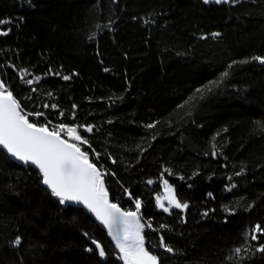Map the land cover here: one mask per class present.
<instances>
[{"label": "trees", "instance_id": "16d2710c", "mask_svg": "<svg viewBox=\"0 0 264 264\" xmlns=\"http://www.w3.org/2000/svg\"><path fill=\"white\" fill-rule=\"evenodd\" d=\"M0 21V81L26 112L44 113L39 124L94 126L78 127L83 150L107 170L114 202L135 211L125 189L142 201L145 247L160 264H264V236L244 238L264 228V64L252 59L264 56V0H0ZM164 178L186 210L158 209ZM0 264L123 263L84 209L64 208L0 148Z\"/></svg>", "mask_w": 264, "mask_h": 264}, {"label": "snow or ice", "instance_id": "6c2138e0", "mask_svg": "<svg viewBox=\"0 0 264 264\" xmlns=\"http://www.w3.org/2000/svg\"><path fill=\"white\" fill-rule=\"evenodd\" d=\"M203 2L205 4L212 2L221 4L236 3L238 0H203ZM3 23H6V21H0V24ZM0 35H7V32H0ZM213 35L218 36L219 34L214 33ZM252 59L264 64V56H255ZM227 75L228 72L225 71L221 74L219 81H211L204 88L197 89V92L203 94L205 89L211 91L212 87L218 86ZM70 78L69 76L63 77L64 80ZM39 79L40 77L35 78L36 81ZM25 82L29 85L34 83L31 79ZM32 90L35 91V89ZM44 107L47 108L49 105L45 104ZM51 107L55 109L57 105L52 104ZM75 107L73 105V108ZM43 115L42 112H26L20 101L14 97L12 91L7 90L4 82L0 81V148L24 165H34L39 169L41 183L46 186L47 190H50L53 197L58 198L61 205L74 202L83 205L92 213L96 220L107 229L108 235L115 242L116 248L119 249L118 258L123 260V264H160V258L152 255L145 247L143 230L145 227L152 228V224L150 221L141 222L142 217L139 212L142 201L139 198H134L132 193L125 189L129 198L133 199L135 211L123 210L118 203L111 202L104 183L106 172L98 169L97 165L89 159L88 153L81 150V144H88L89 147L91 145L85 137L79 134L78 127H82L90 133L93 131L94 126H69L60 123L50 129L51 121L39 124L29 120V116L39 118ZM60 115L63 116L64 113L61 112ZM146 127L154 128L155 124H149ZM61 133H65L68 139L62 138ZM95 155L99 159L100 154L96 153ZM113 163H115L114 160ZM165 172H168L169 175L172 174L169 169H165ZM237 175H240V173H237ZM161 178H163V174ZM147 183L153 184L154 181L148 180ZM163 183L169 193L163 199L168 200L169 206L166 207L162 203L160 196L156 197L157 206L169 214H171L172 208L186 210L189 205L182 203L176 197L173 186L169 185L167 180H163ZM234 187L236 185L232 184L227 190L230 191ZM208 195L211 196L212 194L208 193ZM251 207L249 205V210ZM225 211L230 215L235 212L234 209L228 207H225ZM203 215L207 216L208 212L203 213ZM159 227L165 229L168 225L161 224ZM153 230L158 231V229ZM84 235L87 236L88 233H84ZM261 236H264V228L259 223L250 231L244 233L246 241L249 237L251 240H259ZM21 242V238L18 236L13 244L19 246ZM91 242L95 245L99 257H106L107 253L104 247L95 239H92ZM160 247L166 252H174V249L165 243L163 236L160 237ZM86 250L93 251L92 248ZM242 250H244L242 247H236L233 252L238 257ZM255 251L264 253V243L259 244ZM229 259H232V257H229Z\"/></svg>", "mask_w": 264, "mask_h": 264}, {"label": "water", "instance_id": "95a60500", "mask_svg": "<svg viewBox=\"0 0 264 264\" xmlns=\"http://www.w3.org/2000/svg\"><path fill=\"white\" fill-rule=\"evenodd\" d=\"M7 90H9V89H7ZM62 136V135H61ZM62 138H65V137H63L62 136ZM66 139V138H65ZM71 142V141H70ZM2 149V148H1ZM81 150L82 151H84L82 148H81ZM5 151V150H4ZM6 152V151H5ZM12 160H14L15 162H17V163H19V164H21V165H23V166H31V167H33L34 169H36L38 172H39V169H37L34 165H24L22 162H20V161H17V160H15L14 158H12L10 155H8ZM97 168H98V166H97ZM99 169V168H98ZM104 183H105V187H106V182H105V177H104ZM45 186V185H44ZM46 187V186H45ZM106 189H107V187H106ZM50 191V190H49ZM56 200H58V198H56V197H54ZM108 198H109V200L111 201V202H113V203H116V202H114L113 200H112V198H111V196H110V194H109V192H108ZM64 208H67L68 206H74V207H79V208H82V209H84L97 223H98V225L106 232V234H107V236H108V238H109V240L112 242V244H113V246H114V248H115V250H116V252H117V257L119 256V249H117L116 248V246H115V242L112 240V238L108 235V231H107V229L103 226V225H101L100 224V222L98 221V220H96V218H95V216L92 214V213H90L86 208H84V206L83 205H81V204H76V203H74V202H68V203H66V204H64V205H62ZM120 206V205H119ZM121 207V206H120ZM122 208V207H121ZM123 209V208H122ZM124 210V209H123ZM93 246L95 247V245L93 244ZM101 258V257H100ZM101 260L103 261V262H105L106 260H107V255H106V257H104V258H101ZM121 260V259H120ZM122 261V263H123V260H121Z\"/></svg>", "mask_w": 264, "mask_h": 264}, {"label": "rangeland", "instance_id": "374dc122", "mask_svg": "<svg viewBox=\"0 0 264 264\" xmlns=\"http://www.w3.org/2000/svg\"><path fill=\"white\" fill-rule=\"evenodd\" d=\"M32 121H34L35 123H40V121L38 120V118L37 117H35L34 116V118H33V120ZM64 135H65V138L66 139H68V137H67V135L65 134V133H63ZM71 142H74V143H78V142H76V141H71ZM80 147L83 149V144H81L80 145ZM95 158H96V155H95ZM89 159L91 160V162H93V159L89 156ZM94 163V162H93ZM95 164L98 166V168L99 169H101V171H104V172H106V174H107V170H105L104 169V167H101L99 164H98V162H95ZM106 176V175H105ZM104 176V177H105ZM163 180H167L168 181V184L169 185H171L170 184V181L167 179V178H164ZM162 191L159 193V194H157V196H160L161 198H162V203L167 207V206H169V202H168V200L167 199H163L164 197H166V196H168L169 195V193H168V191L166 190V186L164 185V183H163V181H162ZM176 195V194H175ZM156 196V197H157ZM177 197V196H176ZM156 204H157V202H156ZM158 207V206H157ZM158 209L159 210H161V211H163L161 208H159L158 207ZM172 209H176V208H172ZM171 209V210H172ZM140 213V212H139ZM140 215V214H139ZM141 222H142V220H141ZM142 223H144V222H142ZM145 229V228H144Z\"/></svg>", "mask_w": 264, "mask_h": 264}, {"label": "bare ground", "instance_id": "6f19581e", "mask_svg": "<svg viewBox=\"0 0 264 264\" xmlns=\"http://www.w3.org/2000/svg\"><path fill=\"white\" fill-rule=\"evenodd\" d=\"M64 137V136H63ZM106 180V179H105Z\"/></svg>", "mask_w": 264, "mask_h": 264}]
</instances>
